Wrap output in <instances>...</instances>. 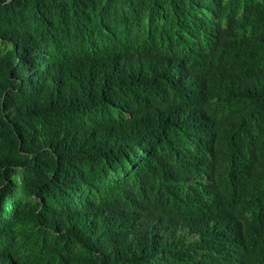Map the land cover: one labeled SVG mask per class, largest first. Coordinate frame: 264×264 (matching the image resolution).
Returning a JSON list of instances; mask_svg holds the SVG:
<instances>
[{"label": "trees", "instance_id": "1", "mask_svg": "<svg viewBox=\"0 0 264 264\" xmlns=\"http://www.w3.org/2000/svg\"><path fill=\"white\" fill-rule=\"evenodd\" d=\"M0 264H264V0H0Z\"/></svg>", "mask_w": 264, "mask_h": 264}]
</instances>
